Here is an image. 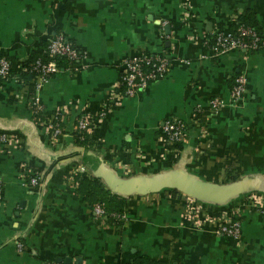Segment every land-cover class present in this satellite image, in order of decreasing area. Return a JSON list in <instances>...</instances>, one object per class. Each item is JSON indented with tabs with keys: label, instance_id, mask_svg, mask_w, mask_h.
<instances>
[{
	"label": "crops",
	"instance_id": "0c3cea01",
	"mask_svg": "<svg viewBox=\"0 0 264 264\" xmlns=\"http://www.w3.org/2000/svg\"><path fill=\"white\" fill-rule=\"evenodd\" d=\"M246 12L262 46L211 55L205 41ZM55 32L80 51L79 68H59L36 94L23 61L45 56ZM137 55L165 57L167 72L124 96L122 64ZM1 56L18 80L0 82V133L15 139L0 141V264H135L142 257L264 264V213L256 208L264 203V0H0ZM238 74L245 90L234 100ZM35 95L39 115L30 104ZM109 97L110 110L87 133L90 144H76L78 117L93 115ZM211 99L221 102L215 111ZM59 111L62 133L52 138L46 119ZM171 118L188 128L175 154L161 130ZM201 119L204 132L193 123ZM226 169L244 185L240 192L223 202L193 198L188 206L172 188L122 195L106 181L175 173L223 185L231 183ZM75 172L124 199L120 223L95 219ZM32 173L38 185L25 184ZM236 210L240 236L216 233L218 215Z\"/></svg>",
	"mask_w": 264,
	"mask_h": 264
},
{
	"label": "built area",
	"instance_id": "2783aa9c",
	"mask_svg": "<svg viewBox=\"0 0 264 264\" xmlns=\"http://www.w3.org/2000/svg\"><path fill=\"white\" fill-rule=\"evenodd\" d=\"M237 17V18H236ZM234 23H238V16H235ZM245 38H251L250 41H246ZM211 55L222 53L224 51L236 48L243 49H256L262 46L261 36L252 31L251 29L239 26L236 29V34L232 31L225 33H215L211 36L210 40L205 41ZM44 55L49 58L47 61L35 60L29 64V69L23 66L22 71L30 72L33 75V90L36 92L48 81V79L58 71L59 67L56 64L55 57H65L69 62L68 66L71 69L79 68V60L82 58V54L75 48L67 43V40L59 34H52L48 39L47 46L45 48ZM167 60L163 56H147L137 55L125 58L123 61V72L120 76V82L123 86V95L131 96L137 91L146 88L150 81L156 80L164 76L167 72ZM16 79V75L12 73L11 62L6 57H0V82ZM245 90V77L242 74H238L234 77L233 83L230 87V96L234 100H239L243 97ZM116 96V95H113ZM110 99L101 105L98 110L93 114L83 113L78 117L76 125L79 131L88 133L90 129L98 123V118H102L110 110ZM115 98H112V100ZM113 100L112 102H115ZM38 97L35 95L31 98L30 104L32 105L35 115H39L42 111V107L39 104ZM210 106L212 110H217L221 106V102L218 99H211ZM199 111V109H198ZM196 111V112H198ZM65 113V112H64ZM63 114L55 113L50 119H46L48 129L52 138H57L62 133V127L60 121ZM194 125L200 130H207L206 121L202 119L200 121H193ZM161 130L165 135L166 149L170 153H176L177 148L174 147L175 143H182L185 141L188 128L187 124L180 119L171 118L164 121L161 126ZM15 139L6 133H0V141L11 143ZM25 184L38 185L39 178L35 173H32L26 178ZM1 199V189H0ZM249 199H252L250 197ZM248 199V200H249ZM193 198H185V202L188 205H192ZM249 202V203H248ZM252 201H247L246 206L253 204ZM256 208L264 213V203L256 205ZM91 211L97 221L106 223L110 221L105 214L103 207L100 204H94L91 206ZM123 218L121 214L120 218ZM216 233L219 235H227L234 239L240 236V212L237 210L234 212H223L218 215L216 220Z\"/></svg>",
	"mask_w": 264,
	"mask_h": 264
},
{
	"label": "trees",
	"instance_id": "16d2710c",
	"mask_svg": "<svg viewBox=\"0 0 264 264\" xmlns=\"http://www.w3.org/2000/svg\"><path fill=\"white\" fill-rule=\"evenodd\" d=\"M239 26H243L245 28L251 29L256 33H260L258 31L259 29L257 28L254 19L252 18V15H250L247 12L238 15V23L231 24L230 31L236 34V29ZM55 34L62 35L61 33L58 32H55ZM250 39L251 38H245L247 42L250 41ZM47 43L48 41L45 43L44 49L46 48ZM67 43L71 45L73 48H75L68 40ZM76 50L80 53L78 49ZM38 59L44 62L47 61L49 58H47L46 56H41L35 53H31L26 57L25 61H23L24 62L23 66L26 69H29V64ZM54 60L59 68H65L68 66L69 61L65 57H55ZM233 79L231 80V85L233 83ZM73 137L75 139L76 144L80 146H87L88 143L90 144L87 137V133L79 131L78 129L74 131ZM174 147L178 149L180 147V143H175ZM225 174H226L225 182H233L237 180V175L234 174L232 171H230V169H226ZM73 180L76 183L77 186L76 189L78 193L83 197V199H85L89 203L90 206L94 204H100L103 207L105 214L108 216L111 222L113 223L121 222L120 216L123 212L124 199L111 194L104 187L103 183L99 178L94 177L89 173L75 172L73 173ZM170 194L174 196L180 194V192L176 190H170ZM135 264H168V262L164 260H149L148 258L142 257L139 258V260H136Z\"/></svg>",
	"mask_w": 264,
	"mask_h": 264
},
{
	"label": "water",
	"instance_id": "95a60500",
	"mask_svg": "<svg viewBox=\"0 0 264 264\" xmlns=\"http://www.w3.org/2000/svg\"><path fill=\"white\" fill-rule=\"evenodd\" d=\"M168 33V26L164 27ZM111 189L122 195H145L155 192L161 188L175 189L187 197L197 200H209L213 202H223L240 192L242 185L240 182L228 184H205L196 181L188 176L175 173L159 175L146 179H128L120 182H113L110 177L106 179Z\"/></svg>",
	"mask_w": 264,
	"mask_h": 264
}]
</instances>
